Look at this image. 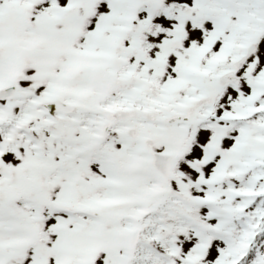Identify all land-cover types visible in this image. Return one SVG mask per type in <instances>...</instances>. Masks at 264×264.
I'll return each mask as SVG.
<instances>
[{
	"label": "snow or ice",
	"instance_id": "1",
	"mask_svg": "<svg viewBox=\"0 0 264 264\" xmlns=\"http://www.w3.org/2000/svg\"><path fill=\"white\" fill-rule=\"evenodd\" d=\"M0 264H264V0H0Z\"/></svg>",
	"mask_w": 264,
	"mask_h": 264
}]
</instances>
